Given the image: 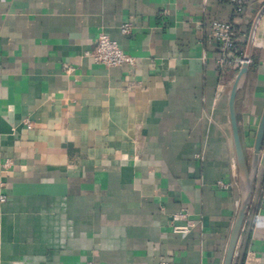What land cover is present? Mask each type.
Instances as JSON below:
<instances>
[{
	"label": "crops",
	"instance_id": "1",
	"mask_svg": "<svg viewBox=\"0 0 264 264\" xmlns=\"http://www.w3.org/2000/svg\"><path fill=\"white\" fill-rule=\"evenodd\" d=\"M244 2L0 0V264L223 263L237 69L218 66L209 22L236 23L244 52L264 0ZM100 33L135 65L96 63ZM262 112L264 17L236 96L246 155ZM178 211L196 222L186 237ZM247 252L264 264V146L232 264Z\"/></svg>",
	"mask_w": 264,
	"mask_h": 264
},
{
	"label": "water",
	"instance_id": "2",
	"mask_svg": "<svg viewBox=\"0 0 264 264\" xmlns=\"http://www.w3.org/2000/svg\"><path fill=\"white\" fill-rule=\"evenodd\" d=\"M262 17H264V4L259 7L251 22L243 52L244 62L238 68L233 78L227 101V108L232 130V139L236 156L239 201L222 264H232L239 234L251 202L253 184L255 182L260 162L262 146H264V112H262L257 126L253 148L249 155V160L247 159L243 144L239 136L236 118V96L237 93L243 88L247 78L251 49L253 46L257 27Z\"/></svg>",
	"mask_w": 264,
	"mask_h": 264
},
{
	"label": "built area",
	"instance_id": "3",
	"mask_svg": "<svg viewBox=\"0 0 264 264\" xmlns=\"http://www.w3.org/2000/svg\"><path fill=\"white\" fill-rule=\"evenodd\" d=\"M232 5L235 15H240L244 11V0H223ZM213 41L215 42L219 56L217 64L220 68L233 67L238 68L243 64V54L237 45L239 28L234 22L213 19L209 22ZM131 24L125 22L121 25L122 33H129ZM91 58L99 64L108 67L119 66L122 64L135 65L134 56L125 53L117 44L105 33H100L97 36L96 44L90 51ZM30 126V123H27ZM219 184H223L222 180H218ZM6 201V195L0 194V202ZM184 221V223H179ZM170 224L173 232L186 237L192 228L196 226V222L188 217V213L178 211L171 215ZM256 260L253 252H247L242 264H253ZM157 264H168L166 261H160Z\"/></svg>",
	"mask_w": 264,
	"mask_h": 264
},
{
	"label": "rangeland",
	"instance_id": "4",
	"mask_svg": "<svg viewBox=\"0 0 264 264\" xmlns=\"http://www.w3.org/2000/svg\"><path fill=\"white\" fill-rule=\"evenodd\" d=\"M249 155H250V154H247V155H246L248 160H249Z\"/></svg>",
	"mask_w": 264,
	"mask_h": 264
},
{
	"label": "trees",
	"instance_id": "5",
	"mask_svg": "<svg viewBox=\"0 0 264 264\" xmlns=\"http://www.w3.org/2000/svg\"><path fill=\"white\" fill-rule=\"evenodd\" d=\"M239 48H240V47H239ZM240 51H241V53H243V48H242V49L240 48Z\"/></svg>",
	"mask_w": 264,
	"mask_h": 264
}]
</instances>
